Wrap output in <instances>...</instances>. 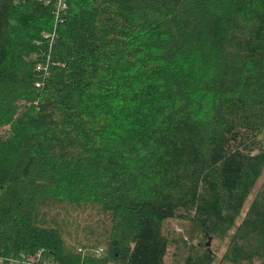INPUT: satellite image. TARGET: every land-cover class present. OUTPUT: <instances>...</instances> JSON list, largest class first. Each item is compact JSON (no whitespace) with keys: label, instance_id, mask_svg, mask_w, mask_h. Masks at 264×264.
I'll return each instance as SVG.
<instances>
[{"label":"trees","instance_id":"trees-1","mask_svg":"<svg viewBox=\"0 0 264 264\" xmlns=\"http://www.w3.org/2000/svg\"><path fill=\"white\" fill-rule=\"evenodd\" d=\"M59 1L0 0V264H264V0Z\"/></svg>","mask_w":264,"mask_h":264},{"label":"rangeland","instance_id":"rangeland-1","mask_svg":"<svg viewBox=\"0 0 264 264\" xmlns=\"http://www.w3.org/2000/svg\"><path fill=\"white\" fill-rule=\"evenodd\" d=\"M251 198H252V196H250L247 199L246 205L249 204V201ZM169 224H170L171 230L174 231L175 234H180L179 238H181L182 234H183L184 237L190 241H193V242L198 241V239H195V240L191 239L190 236L188 235V231L192 229V226H190L188 222H184L181 220H170ZM184 242H186V241H180V244H183ZM225 242L226 241L219 240V239H216L214 237H211L210 239L209 238L205 239V243H206L207 247H209V248H215L216 247L219 250V256L225 250ZM174 250H175V246L171 247L169 255L167 257V263L168 264H173L175 262L174 256H173Z\"/></svg>","mask_w":264,"mask_h":264},{"label":"built area","instance_id":"built-area-1","mask_svg":"<svg viewBox=\"0 0 264 264\" xmlns=\"http://www.w3.org/2000/svg\"><path fill=\"white\" fill-rule=\"evenodd\" d=\"M59 5L61 8L64 9L67 6V2L65 0H60ZM45 252H46L45 249L42 248V249L38 250L33 256H31L29 258H22L21 260L14 259L12 261V264L13 263L14 264H48V262H46V261L40 262L44 256Z\"/></svg>","mask_w":264,"mask_h":264}]
</instances>
